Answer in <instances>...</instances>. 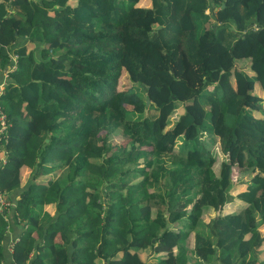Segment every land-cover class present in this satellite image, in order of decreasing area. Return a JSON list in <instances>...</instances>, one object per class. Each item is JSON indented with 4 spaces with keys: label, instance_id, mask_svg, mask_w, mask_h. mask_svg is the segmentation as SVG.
<instances>
[{
    "label": "trees",
    "instance_id": "trees-1",
    "mask_svg": "<svg viewBox=\"0 0 264 264\" xmlns=\"http://www.w3.org/2000/svg\"><path fill=\"white\" fill-rule=\"evenodd\" d=\"M140 1L0 0V71L16 55L0 93V193L9 200L0 204V264L14 221L22 229L9 264H186L183 228L197 222L205 229L194 232L190 264H260L252 252L264 241V0ZM216 8L228 12L213 21ZM245 60L249 72L236 64ZM177 138L179 167L152 168ZM57 162V175L35 181ZM25 163L31 183L10 204ZM241 170L238 202L222 212ZM48 202L57 216L45 212L40 223L35 206Z\"/></svg>",
    "mask_w": 264,
    "mask_h": 264
},
{
    "label": "rangeland",
    "instance_id": "rangeland-1",
    "mask_svg": "<svg viewBox=\"0 0 264 264\" xmlns=\"http://www.w3.org/2000/svg\"><path fill=\"white\" fill-rule=\"evenodd\" d=\"M139 5H147V3L145 1H140L138 3ZM231 8V7H230ZM206 12L208 10H205ZM223 12L226 13L228 12L227 10H221L219 9V12L216 9H214V15H215V18L213 19V21H215V19H218V14L220 13V15H223ZM217 21V20H216ZM33 46V44H31L30 42H27L26 43V47L27 49H31V47ZM15 57L13 58V62H15ZM236 64H238V66H243V69L246 71V72H249L246 65L248 64L247 60L245 61H242V62H237ZM8 68L5 69H1L0 71V92L1 90L3 89L4 87V83L10 79L9 78V72L11 69H13L14 67V63L12 64H8L7 65ZM122 73V75H125L126 72L123 70V71H120ZM124 77L121 76V79H123ZM128 84V83H127ZM256 87L254 86L253 88H255V92L257 94H259L261 97H262V92H261V89L259 88V86L257 84H255ZM210 87V86H209ZM263 98V97H262ZM261 103L263 104L264 106V99H262ZM206 108L208 107V104H205L204 105ZM127 108L129 106H126ZM182 110V104L179 103L175 106V108L173 109V111L169 114L168 116V119H169V122L167 123V125L165 126L166 127H169L171 125V123L175 120V118L178 116V114L181 112ZM156 112L154 109H150L149 113H147L148 115H154ZM7 135H6V131H5V128H4V125L2 124V112L0 111V140L5 138ZM205 139V141H208V139L206 138V136L204 135L203 137ZM114 141H120V140H123V139H127L125 136H121L120 134L116 135L113 137ZM180 139H176L174 140V143L171 147H173L172 150H166L164 152H161L159 154H154L153 157H152V165L151 167L152 168H156V165L157 166H161L162 168H169V169H173V168H176V167H179V164H181V157L178 156L177 154V147L178 145L180 144ZM216 147H217V144H216V141L214 142H211V144L209 145V151H210V155L212 156V158L214 159L213 160V163H212V167L211 169L213 170L214 173H217V169H218V160L219 158L221 157L220 153H219V149L216 150ZM150 157V155H146L145 157H142L139 159V165L142 164V162L146 159H148ZM138 163V162H137ZM54 165H57L55 166L51 171H50V176L51 177H54L55 175H57L58 171L61 169V166L59 165V163H55ZM145 169L148 167V166H144ZM143 169V171L145 170ZM141 173V172H140ZM245 173H247V171L245 170H241L240 171V174L238 176V178L234 181H232L230 183V185L228 186L227 188V201L226 203L223 205V209H222V212L223 211H226V212H229L233 209V205H236L235 203L238 202V199L236 198V194L237 192H239V190L241 189L242 186H244V183H245V180L244 179V175ZM142 175V173H141ZM168 173H165L163 175V177L161 178V181H163V179L165 177H167ZM161 177V176H160ZM163 183V182H161ZM13 190H17L16 188L12 189L9 193H12ZM10 196V194H9ZM11 198V196L9 197ZM236 201V202H235ZM9 200L6 199V195L0 193V204H2L4 206V209H6L5 207L7 206ZM14 200L11 201V203H13ZM10 203V204H11ZM186 204H191V202H186ZM163 206L164 205H159V207H161L162 210L163 209ZM118 211V209H116ZM124 211V208H121L120 211ZM60 212V211H59ZM201 215L199 216L200 217V220L203 221L204 223L207 222V220H209L211 217H213L215 215V211L212 210V209H204L201 211ZM155 214V206H152L150 208V216H153ZM178 223H173L171 224L172 228L174 230H177L179 228V225H176ZM186 227V226H185ZM185 227L183 228V233H182V239H181V245L185 248V253L187 255V260H186V264H190V258H192V247H193V235H194V232L198 229H205L204 227V224H202L201 222H197L195 223V226L192 228H187L186 232H185ZM257 230L260 234H263L264 235V224L261 225L258 224L257 226ZM253 256H255L257 258L258 261H260V264L262 262V264H264V241H260L256 246L253 247V252H252ZM166 257V255L164 256ZM193 260V259H191ZM178 259L176 258H173V257H170V264H178ZM25 262H27V259L25 260ZM216 264H218V262L216 261Z\"/></svg>",
    "mask_w": 264,
    "mask_h": 264
},
{
    "label": "crops",
    "instance_id": "crops-1",
    "mask_svg": "<svg viewBox=\"0 0 264 264\" xmlns=\"http://www.w3.org/2000/svg\"><path fill=\"white\" fill-rule=\"evenodd\" d=\"M27 43V41H26ZM12 53V52H11ZM11 57H14V55H12ZM1 93V92H0ZM33 169H31V167L29 166V164H23L19 167L18 170V176H19V187H17V190H13L12 193H9L11 198L10 200H14L18 197L17 192L19 190H24L26 189L29 184L31 183V179H32V173H33ZM50 173H48L47 175L43 176V177H38L35 179V181H39L42 178H50ZM9 196V197H10ZM16 197V198H15ZM11 203V204H14ZM35 212H39V222L42 223L43 222V218H44V213H48L52 218H55L57 216V211L55 208V204L52 202H48V203H43L41 206H35ZM25 226V225H23ZM26 227V226H25ZM22 229V224L20 225L18 223V221H14L11 222L10 227L6 230L5 234H4V238H3V249H4V258H3V263H10V251L11 248L10 246L12 245V241L11 239H13L14 237H16ZM31 234L36 236V231L33 229L31 230ZM42 238L41 237H37L36 238V242L40 241ZM36 253V249H32L31 253H30V257L34 256V254ZM30 258L27 260L26 264H28L30 261Z\"/></svg>",
    "mask_w": 264,
    "mask_h": 264
},
{
    "label": "clouds",
    "instance_id": "clouds-1",
    "mask_svg": "<svg viewBox=\"0 0 264 264\" xmlns=\"http://www.w3.org/2000/svg\"><path fill=\"white\" fill-rule=\"evenodd\" d=\"M11 55H14V54H11ZM14 57H15V59H16V55H14ZM14 57H12V61H13V58ZM14 64H15V62H13ZM0 111L2 112V110H1V108H0ZM2 121H3V125H4V128H6V125H7V122L5 121V115H4V113L2 112ZM0 163L2 164L3 162L1 161V159H0ZM42 179H44V178H42ZM41 180V179H40ZM10 248H11V246H10Z\"/></svg>",
    "mask_w": 264,
    "mask_h": 264
},
{
    "label": "water",
    "instance_id": "water-1",
    "mask_svg": "<svg viewBox=\"0 0 264 264\" xmlns=\"http://www.w3.org/2000/svg\"><path fill=\"white\" fill-rule=\"evenodd\" d=\"M224 6V3H220V7H223ZM146 104L148 103V100L146 99Z\"/></svg>",
    "mask_w": 264,
    "mask_h": 264
},
{
    "label": "built area",
    "instance_id": "built-area-1",
    "mask_svg": "<svg viewBox=\"0 0 264 264\" xmlns=\"http://www.w3.org/2000/svg\"><path fill=\"white\" fill-rule=\"evenodd\" d=\"M2 124H3V121H2ZM1 161L4 162V158L3 157L1 158Z\"/></svg>",
    "mask_w": 264,
    "mask_h": 264
}]
</instances>
